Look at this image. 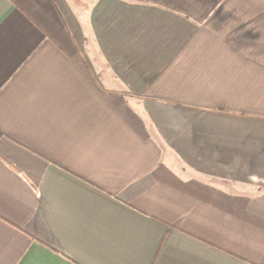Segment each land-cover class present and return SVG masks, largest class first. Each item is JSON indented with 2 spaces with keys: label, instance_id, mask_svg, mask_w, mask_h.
Wrapping results in <instances>:
<instances>
[{
  "label": "crops",
  "instance_id": "0c3cea01",
  "mask_svg": "<svg viewBox=\"0 0 264 264\" xmlns=\"http://www.w3.org/2000/svg\"><path fill=\"white\" fill-rule=\"evenodd\" d=\"M0 264H264V0H0Z\"/></svg>",
  "mask_w": 264,
  "mask_h": 264
}]
</instances>
